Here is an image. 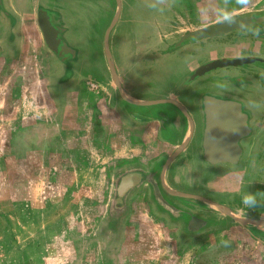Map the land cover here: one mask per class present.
I'll return each instance as SVG.
<instances>
[{
    "label": "flooded vegetation",
    "instance_id": "1",
    "mask_svg": "<svg viewBox=\"0 0 264 264\" xmlns=\"http://www.w3.org/2000/svg\"><path fill=\"white\" fill-rule=\"evenodd\" d=\"M117 1L108 2L110 15L100 44L104 63L96 75L92 68L79 66L77 15L65 0H30L29 16L28 7L0 0V59L7 64L0 68V131H6V153H11V160H0V185L5 181V190L12 194L6 197L14 206L11 212H50L56 198L60 202L61 197L76 196L77 183L88 180V213L93 214L97 205L102 210L96 221L106 238L104 247L109 241L124 250L130 234L144 237L135 241L134 252H145L140 257L130 259L118 250L108 255L113 261L101 260L103 264H130L134 259L133 264H264V226L244 227L196 198L169 192L200 197L231 208L244 219L264 221V0L151 1L158 8L150 26L155 47L171 51L233 34L231 46L246 45L250 53L228 59L246 61L243 64L198 76L204 66L226 59L197 63L174 87L150 98L131 88L130 70L120 69L112 51L125 0H119V15L110 32L115 72L110 68L105 40L117 16ZM243 19L250 23L242 29L209 38L192 36L197 29ZM28 29L39 34L37 48L34 43L39 41L32 33L26 35ZM225 68L232 69L217 72ZM214 100L238 103L247 118L249 131L239 140L242 153L237 163L213 164L206 158V110ZM40 102L48 103L41 113ZM72 116H78L77 128H64ZM191 125L187 146L168 164ZM118 148L132 157L109 159L111 150ZM191 148L199 168L193 176L179 178L183 165L177 169L174 165ZM134 149L139 150L135 155ZM210 189L233 198L220 203L204 194ZM97 194L102 201L95 204ZM246 196L255 198L254 206L244 204ZM11 200L19 201V206ZM145 214L147 221L141 218ZM136 223L147 227L136 232ZM72 229L69 224L68 231ZM154 232L162 237L152 241V250L145 240ZM225 234L232 240L220 238ZM63 243L61 248L77 247L74 240ZM146 254H151V263L139 261Z\"/></svg>",
    "mask_w": 264,
    "mask_h": 264
},
{
    "label": "rangeland",
    "instance_id": "2",
    "mask_svg": "<svg viewBox=\"0 0 264 264\" xmlns=\"http://www.w3.org/2000/svg\"><path fill=\"white\" fill-rule=\"evenodd\" d=\"M14 1L28 7L27 10L31 8L30 0ZM65 1L70 5L73 15H77L74 26L75 40L80 51L79 66L82 64L84 70L88 67L92 68L96 75H99L104 63L100 52L101 37L110 15L109 3L111 0ZM151 1L155 0H125L120 22L111 40L116 64L120 69L130 70L134 80L131 88H134L136 92L149 98L160 96L174 87L177 81L186 77L189 68L197 63L203 64L212 61V59H233L250 53V50L247 52L246 45L231 46L234 39L233 34L208 40L205 42L206 44L192 43L171 51L155 47V31L150 26L158 16V13L154 12L158 8L153 6ZM230 4L234 3H229L228 6ZM30 10L26 13L28 16ZM164 11H169V9L164 8ZM28 32L32 33L33 39L35 37L39 41L38 45L34 43L37 48L40 45L37 30L28 29L26 35ZM6 66L5 60L0 59V68ZM229 69L232 68L220 69L217 72L225 74ZM2 124L5 126L4 121ZM5 129L3 128V130ZM5 132L0 131V160L4 158L11 160V153H6L9 144ZM12 152L13 158L16 157L14 150ZM196 156L197 153L191 148L179 159L181 162H176L174 165L176 169L181 165L184 168L178 174L179 178L194 175L196 167L199 168L198 162H194ZM4 183L5 181L0 185V264H103L101 260L113 261L111 256H108L109 254L116 253L118 250L122 252L123 247L111 246L108 244L109 241L107 248L104 247L106 238L101 236L100 224L96 221L100 220L102 210L97 205L93 207V214L90 213V210L88 213V180L77 183L76 196L66 197V199L61 197L60 202L57 201L59 197L56 198L54 209L50 213H42L41 216L34 213L25 215L15 210L12 213L10 209L14 206H11L9 201L6 203V197L11 198L12 194L5 190ZM100 186L101 184H98L97 191ZM204 194L224 204H228L233 198V195L225 192L220 194L217 191H211V189ZM93 198L95 204L102 201V196L98 194ZM261 200L263 203L264 197ZM18 202L11 200L14 205ZM58 210L61 213H55ZM69 224L74 228L71 231H68ZM133 227L137 232L139 228L143 229L147 225L136 223L133 224ZM161 237L162 234L158 232L147 235V241L151 242L150 249L155 250L152 247V241L158 239L159 242ZM143 238L137 233L130 234L127 240L142 241ZM220 238L232 240L231 235L228 234L220 235ZM64 240L67 242L68 240L76 241V249L72 245L61 248ZM125 249L127 251L123 254L130 259L135 255L140 257L145 253L136 251L138 253L136 254L130 246ZM156 250L158 249L156 248Z\"/></svg>",
    "mask_w": 264,
    "mask_h": 264
},
{
    "label": "water",
    "instance_id": "3",
    "mask_svg": "<svg viewBox=\"0 0 264 264\" xmlns=\"http://www.w3.org/2000/svg\"><path fill=\"white\" fill-rule=\"evenodd\" d=\"M117 3H118L117 16L112 26L109 28L105 40L106 53L110 64V68L112 69L113 72H115L114 69L115 66L110 53L109 37H110V32L113 29L115 21L119 15L118 12L119 0L117 1ZM249 23L250 22L248 21V19L232 20L215 26L197 29L192 33V36L194 38L215 37L225 34L232 30L242 29L243 27L247 26ZM245 62L246 61L243 60H228V59L222 61H216L198 70L196 76L202 75L214 69L239 65ZM137 103L142 104L141 102H137ZM206 111H207V130H206V142H205L206 158L210 160L211 163L213 164L237 163L242 153L241 148L239 146V140L242 138V136H244L245 133H248L249 131L247 126V118L242 113L240 105L234 102L214 100L212 103L207 105ZM192 133H193V129L191 125L184 143L176 152V154H174V156H172L169 159L168 164H170V162L179 154V152H181L187 146L192 136ZM169 192L181 197H189L193 199L196 198L206 207L211 208L223 215L235 219L239 224H241L244 227L251 225L264 226V221H253V220L244 219L240 217L236 212H234L231 208H228L226 206L216 204L214 202L205 200L200 197L185 195L178 192L176 193L175 191L172 190H169Z\"/></svg>",
    "mask_w": 264,
    "mask_h": 264
},
{
    "label": "crops",
    "instance_id": "4",
    "mask_svg": "<svg viewBox=\"0 0 264 264\" xmlns=\"http://www.w3.org/2000/svg\"><path fill=\"white\" fill-rule=\"evenodd\" d=\"M39 109H38V112L39 113H41L42 111V109H47L48 108V103H45V102H40L39 103ZM82 120H87L86 119V116L85 115H82L81 117H80ZM44 120H46V119H44ZM77 120H78V116H72L71 117V122H64L63 124H62V126L65 128V127H67V128H70L71 126L70 125H73V128L72 129H76L77 128V126H78V122H77ZM76 122V123H75ZM70 123V124H69ZM71 123H74V124H71ZM66 130H64V132H65ZM71 132V131H70ZM45 141H48V139L47 138H45V139H43V143H44V146H46V142ZM87 147H88V143H87V145H86ZM86 147V148H87ZM91 148H93L94 149V147H92V146H90ZM126 149L125 148H123V149H113V150H111V155L110 156H108V158L109 159H120V158H124L125 156H127V157H132L131 155H127V154H125L126 153V151H125ZM91 151H92V149H91ZM139 150H136V149H134V150H132V154L133 155H135L137 152H138ZM86 154H85V159H84V162H87V160H88V152H85ZM47 213H50V212H47ZM37 216H41L42 214H41V212L40 213H38V214H36ZM148 217H149V215H148ZM141 218L142 219H145L146 221L148 220V218H147V215L145 214V215H142L141 216ZM149 219H150V217H149ZM135 239L134 240H130L129 241V243L128 244H126L125 245V248H127V247H132L133 248V250L135 249V247H136V243H135ZM145 241H147V240H145ZM145 244V243H144ZM124 251V253L127 251L126 249H124L123 250ZM124 256H126L125 254H124ZM151 254H146V256H144L143 258H139L140 260L139 261H144V262H149V263H151ZM147 259V260H146ZM156 261V259L155 260H153V262H155ZM134 263H136V259H134V261H133Z\"/></svg>",
    "mask_w": 264,
    "mask_h": 264
},
{
    "label": "clouds",
    "instance_id": "5",
    "mask_svg": "<svg viewBox=\"0 0 264 264\" xmlns=\"http://www.w3.org/2000/svg\"><path fill=\"white\" fill-rule=\"evenodd\" d=\"M242 2H243V0H242ZM243 202H244L245 205H247L249 207L254 206L255 203H256L255 198L253 196H246L244 198Z\"/></svg>",
    "mask_w": 264,
    "mask_h": 264
}]
</instances>
